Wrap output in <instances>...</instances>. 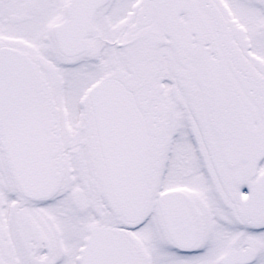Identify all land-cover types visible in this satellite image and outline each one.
<instances>
[{
  "label": "snow or ice",
  "instance_id": "1",
  "mask_svg": "<svg viewBox=\"0 0 264 264\" xmlns=\"http://www.w3.org/2000/svg\"><path fill=\"white\" fill-rule=\"evenodd\" d=\"M0 264H264V0H0Z\"/></svg>",
  "mask_w": 264,
  "mask_h": 264
}]
</instances>
